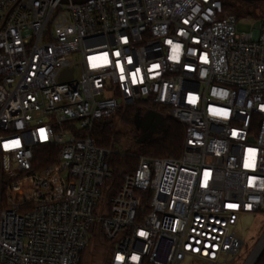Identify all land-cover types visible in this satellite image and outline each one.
<instances>
[{
  "label": "built area",
  "instance_id": "1",
  "mask_svg": "<svg viewBox=\"0 0 264 264\" xmlns=\"http://www.w3.org/2000/svg\"><path fill=\"white\" fill-rule=\"evenodd\" d=\"M238 27L223 0H0V264H83L91 241L107 264L237 257L240 216L264 213V18ZM137 104L183 152L139 156L111 197L124 150L93 129Z\"/></svg>",
  "mask_w": 264,
  "mask_h": 264
},
{
  "label": "trees",
  "instance_id": "2",
  "mask_svg": "<svg viewBox=\"0 0 264 264\" xmlns=\"http://www.w3.org/2000/svg\"><path fill=\"white\" fill-rule=\"evenodd\" d=\"M225 11L235 15L238 19L251 17L255 20L263 19L260 17L257 4H249L240 0H223ZM247 9L242 14L235 13L239 9ZM254 9V10H253ZM234 12V13H233ZM259 16V17H258ZM140 104L127 106L118 112L119 122L131 131H137L140 123L139 108ZM154 109L157 110V107ZM113 117L99 121L92 133V137L97 146L105 149L119 150L122 140L126 139L128 133L123 134L116 130L117 124ZM185 140V127L170 117H163V121L157 125L156 130L148 138H142L138 141V148L133 150H124L125 155L111 154L108 157V164L112 170L113 177L106 183L109 188L110 196L113 197L118 192L123 183L125 174L132 173L138 166L139 156H152L156 158H178L183 152ZM119 152V151H118ZM55 153L49 150H39L36 153L34 164L48 166L54 161ZM264 215V213H263ZM94 244H98L94 242ZM84 262V260H83ZM84 264V263H83ZM256 264H264V252Z\"/></svg>",
  "mask_w": 264,
  "mask_h": 264
},
{
  "label": "rangeland",
  "instance_id": "3",
  "mask_svg": "<svg viewBox=\"0 0 264 264\" xmlns=\"http://www.w3.org/2000/svg\"><path fill=\"white\" fill-rule=\"evenodd\" d=\"M256 8H259L260 17H264V4H256ZM247 9L236 10L235 13L242 14ZM254 10V9H253ZM234 13V12H233ZM259 17V16H258ZM256 24V20L251 17L240 18L239 19V32L249 34L252 33ZM79 56H74V61H78ZM80 68L76 66V76L79 75ZM140 120H142L146 114L145 109L147 106H138ZM122 110V109H121ZM142 117V118H141ZM116 124V130L122 132L123 134L128 133L126 139L122 140L121 146L118 147L119 150H133L135 151L138 148V141L143 137L148 138L150 134H145L137 128V131H131L128 127H124L119 122L118 113L113 116V119ZM67 136L66 138H69ZM238 237L243 241L244 245L241 249L240 254L237 257H230L228 262L229 264H247L251 256L258 249L261 243L264 241V215L261 214H243L240 216L237 226L234 229ZM168 247V242H164L161 251L159 253V260L164 261L166 258V250ZM264 252V251H263ZM107 251L104 247L99 244H94L91 241L87 251L83 255L84 264H107ZM260 258V257H259ZM257 263V262H256ZM255 263V264H256ZM182 264H206L204 262L187 259Z\"/></svg>",
  "mask_w": 264,
  "mask_h": 264
},
{
  "label": "water",
  "instance_id": "4",
  "mask_svg": "<svg viewBox=\"0 0 264 264\" xmlns=\"http://www.w3.org/2000/svg\"><path fill=\"white\" fill-rule=\"evenodd\" d=\"M240 1L245 2V3H249V4L264 3V0H240ZM72 73H73L72 70L65 71L62 75V80L65 78H71ZM162 121H163V116L160 113L153 111V110H150V111H148V113L144 117L143 122L137 127L143 133H146L153 124L159 125ZM263 251H264V247L261 250V252L259 253V256L257 257V259L255 260V262L253 264H255L258 261L259 257L262 255Z\"/></svg>",
  "mask_w": 264,
  "mask_h": 264
},
{
  "label": "bare ground",
  "instance_id": "5",
  "mask_svg": "<svg viewBox=\"0 0 264 264\" xmlns=\"http://www.w3.org/2000/svg\"><path fill=\"white\" fill-rule=\"evenodd\" d=\"M264 247V241L261 243V245L258 247V249L254 252V254L251 256L247 264H253L257 257L259 256V253Z\"/></svg>",
  "mask_w": 264,
  "mask_h": 264
},
{
  "label": "flooded vegetation",
  "instance_id": "6",
  "mask_svg": "<svg viewBox=\"0 0 264 264\" xmlns=\"http://www.w3.org/2000/svg\"><path fill=\"white\" fill-rule=\"evenodd\" d=\"M147 113H148V111H146V114H147ZM146 114H145V116H146ZM145 116H144V117H145ZM141 118H142V117H141ZM143 119H144V118H143ZM143 119L140 120L139 125L143 122ZM156 127H157V125L153 124L145 134H148V133L154 132V131L156 130ZM143 138H144V137H143Z\"/></svg>",
  "mask_w": 264,
  "mask_h": 264
}]
</instances>
